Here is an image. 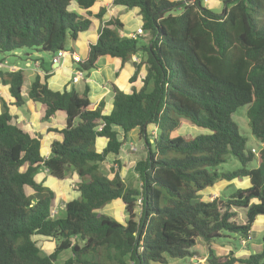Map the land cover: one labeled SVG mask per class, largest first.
I'll return each mask as SVG.
<instances>
[{"label": "trees", "instance_id": "1", "mask_svg": "<svg viewBox=\"0 0 264 264\" xmlns=\"http://www.w3.org/2000/svg\"><path fill=\"white\" fill-rule=\"evenodd\" d=\"M96 1L0 0V67L14 68L0 69V84L7 86L11 105L24 104L25 74L15 63L23 58L42 72L27 90V99L44 109L42 121L58 112L65 117L55 131L61 138L50 143L44 160L40 138L20 128L2 101L0 264H56L64 251L70 256L62 264H190L198 241L208 246V264H264V229L258 252L218 257L211 249L213 243L249 240L255 222L264 220V0H220L219 13L201 0H112L113 6L137 10L142 34L121 36L123 25L111 18L88 44L86 58L75 61L72 43L89 30ZM104 14L101 8L94 17L102 21ZM59 51L70 55L84 80L100 57L121 67L137 57L129 83L143 68L141 86L129 93L113 87L108 114L103 100L92 109L86 85L80 92L49 88L43 57L51 61ZM7 56L15 61L6 62ZM242 107L250 134L262 145L257 156L246 149L232 118ZM182 120L204 133L175 137ZM135 129L145 152L132 167L137 188L124 184L117 159L110 179L100 173L106 157H117ZM229 156L240 167L218 172ZM254 159L256 167L248 168ZM41 170L57 180L77 178L76 197L65 203L63 215L51 216L55 195L35 180ZM244 179L246 188L200 200L202 191L219 182ZM117 200L127 216L124 225L96 213ZM234 209L243 210V224L234 220ZM35 236L53 243L50 254L41 253Z\"/></svg>", "mask_w": 264, "mask_h": 264}, {"label": "rangeland", "instance_id": "2", "mask_svg": "<svg viewBox=\"0 0 264 264\" xmlns=\"http://www.w3.org/2000/svg\"><path fill=\"white\" fill-rule=\"evenodd\" d=\"M174 1V0H173ZM202 5L210 8L214 12L219 13L223 7V4L220 0H201ZM125 14L121 15V21L124 24V30L125 32L130 31L134 25L137 24V18L134 16L132 11H127ZM127 30V31H126ZM82 39L81 37H79ZM73 47L78 53H81V50L84 49V47L81 45V42L76 40L72 43ZM84 52V51H83ZM26 54V52H18L16 54L21 55ZM6 62L13 63L15 61L14 57L7 56L5 58ZM44 65L46 67H49V61L48 57H43ZM17 67L22 69L25 74V80L23 83V91L26 92V89L29 87V84L31 83L33 76L37 74L38 66L34 65L32 61H29L28 63L21 58V60H18L15 62ZM0 69H6V70H14V68H11L10 64H6V66H1ZM142 74V72H140ZM74 76V74H73ZM72 76V77H73ZM83 79V78H82ZM80 79V80H82ZM135 82V81H134ZM133 82V83H134ZM83 86V82L80 81L78 84L75 85L77 90H81ZM0 87H3L0 84ZM137 87H140V82L137 84ZM25 98V94H24ZM23 98V99H24ZM25 100V99H24ZM19 110L23 108H18ZM246 109L247 107L239 108L234 114H233V121L237 124L239 128L240 134L246 139V149L247 150H254V155L257 156L261 150V143L256 140L251 134L248 126V120L246 118ZM118 133L120 131L118 128H114ZM204 132L201 129L196 128L195 126L191 125L190 122L186 120H182L180 127L175 131L173 134L175 137H181L183 139H189L193 138L196 135L203 134ZM130 135L132 137V142L128 143L123 149H120L119 155L115 157L116 162L118 161V166H120V177L124 184L126 186H131L133 188H137L139 186V180L136 176V174L133 172L132 167L134 164L144 157L145 152L143 149V142L140 141L137 137V129L130 132ZM100 144V141L98 142ZM100 147V146H99ZM111 157L107 158L104 163L100 165V173L105 178H111L112 177V171L118 169L115 163L111 161ZM240 167L239 162L233 158L228 157L226 159V162L220 166H218L216 169L218 172H228L236 170ZM256 167V161L255 159L248 165V168H255ZM76 182L77 178L76 176H67L66 180L62 183L63 185L56 184L55 187H53L55 190L61 189L64 190L63 193H65V197L58 200V203H56V207H59L60 205L65 204L66 199L73 198L76 193ZM248 186L247 179H244L242 181L234 180L232 182H219L213 187L207 188L204 191L200 193V200L205 202H210L214 198H220L229 192H233L237 188H246ZM58 192V191H56ZM67 197V198H66ZM52 208L51 215L56 217V214L54 212H57L56 207ZM236 213V218L234 219L237 223L243 224L244 223V212L242 209H234L233 210ZM98 215H104L107 216L116 222H119L121 224H125L127 216L124 213L123 205L121 202L114 201L100 210L96 211ZM63 215V209L60 210V214ZM264 229V220L262 218H259L255 222V226L253 230L250 232V239H242L238 242V245L236 241H231L232 245L229 244H211V249H213L218 257L228 254L229 252L233 251L236 256H240L243 254H246L249 252H258L261 249V236L262 231ZM33 240L37 243V246L40 248V251L42 254L47 255L52 252L53 244L50 240L35 236ZM224 240V239H223ZM228 240V239H227ZM225 241V240H224ZM208 246L202 243L201 241H198L197 244L194 247V257L191 259L190 264H208L207 257H208ZM70 256L69 251L62 252L56 261V264H62L68 257ZM188 260H178L173 261L169 260L167 264H188ZM150 264H157V263H150Z\"/></svg>", "mask_w": 264, "mask_h": 264}, {"label": "crops", "instance_id": "3", "mask_svg": "<svg viewBox=\"0 0 264 264\" xmlns=\"http://www.w3.org/2000/svg\"><path fill=\"white\" fill-rule=\"evenodd\" d=\"M174 1H180V0H174ZM70 8L72 10L77 11L79 15L85 16V12L82 10H78L76 6L72 5ZM101 8L105 9V14L103 16L102 21H99L95 19L94 15ZM89 11L93 15L90 18L91 26L87 32L79 35V37H81L82 39L78 37V41L81 42V45L84 47V49L81 50V53H78V51L74 50L75 51L74 56L78 60L80 59L84 60L86 58L88 44L95 42L103 22L108 21L111 18H117L120 21V23L123 25L122 30L119 32L120 35L127 37L129 35H132L137 29L141 28V21L137 13V10H126L122 7L113 6L112 0H97L95 4L89 9ZM127 11H132L134 16H136L137 24L134 25V27L130 31L125 32L124 24L122 23L120 17L123 14L126 15L125 12ZM133 62L138 63L139 59L137 57H133L130 61L126 62L121 67L120 62L116 59H111L109 57H100L95 64V70L90 73L87 79L85 80L82 79L72 84L71 78L73 74L77 71H75L74 69V65L72 64L71 58L69 56H66V58L62 61V63L59 66H52L50 64V61H49L50 66L49 67L45 66L46 69L50 70V77L47 80V84L49 88L53 91H62L63 89H69V87L71 86H73L76 89L75 85L78 84L80 81H82L83 86L80 91H82L85 85L88 87L89 89L88 98L90 101V108L94 109L96 105L101 100H103L105 103L103 113L108 114L112 109V100L114 95L113 87L117 88L118 90L124 93H129L131 91V87H135L137 89L139 88L137 87V84L140 82L141 76L144 75V69L143 68L140 69V72H142V74H140L139 72L138 78L135 80L134 83L130 84L129 79L131 78L134 72V68L132 66ZM27 65L29 66V63ZM37 74L41 75L42 72H40V70H37ZM2 86L3 87H0V113L2 111V101H3L7 105L8 111L10 115L13 117L15 123H17V125L20 128H22L25 132H27L29 135L38 136L40 138V144H41L40 156L43 158L48 157L50 143L54 140H60L61 138L60 134L55 131H60L63 128L65 124L64 114L58 112L55 115L51 116L48 121H42L44 109L40 104L34 103L27 99L28 88L24 93L22 86L21 96L22 98H24V94H25V98H24L25 100L23 106L20 107L23 109L19 110L18 108L11 105V98L8 95L7 86L4 85ZM140 86H141V82H140ZM137 137H138V130H137ZM99 141L100 144H98V146H100L101 148V146H103L104 144V141L101 139ZM132 141H133L132 137L130 133H128L125 139L123 140V144L120 149H123V147H125L128 143H131ZM109 157L112 158L111 161L113 162V160L115 159L114 155H108L106 159ZM66 178H64L63 180H57L49 176L45 171L41 170L36 174L35 180L39 183H42L44 187H48L53 191L55 195L54 205H56L59 199L65 197V193H63L64 192V190H62L63 188L55 190L53 187H55V185L59 183L63 185L62 183L66 180ZM75 197L76 195L73 198ZM71 199L68 200L66 199L65 203ZM64 206L65 204L60 205L59 207L54 206L57 209L56 216L60 214V210L62 209L64 210Z\"/></svg>", "mask_w": 264, "mask_h": 264}, {"label": "built area", "instance_id": "4", "mask_svg": "<svg viewBox=\"0 0 264 264\" xmlns=\"http://www.w3.org/2000/svg\"><path fill=\"white\" fill-rule=\"evenodd\" d=\"M141 34H142V30H141V28H139L132 35H129V37L132 38V39H136V37L140 36ZM66 56H70V55L65 53V52H63V51H59L51 58L50 64L52 66H59L62 63V61L66 58ZM71 57L75 61H79L74 55H72ZM82 78H83L82 73L75 72L74 76L71 78V82L72 83H76L77 81H79ZM252 152H254V150H252ZM47 158L48 157H44V160L47 159ZM54 213L57 214V212H54ZM51 216H53V215H51Z\"/></svg>", "mask_w": 264, "mask_h": 264}]
</instances>
